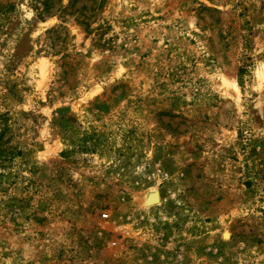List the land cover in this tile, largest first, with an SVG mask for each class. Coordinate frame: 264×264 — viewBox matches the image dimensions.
<instances>
[{
	"label": "rangeland",
	"instance_id": "obj_1",
	"mask_svg": "<svg viewBox=\"0 0 264 264\" xmlns=\"http://www.w3.org/2000/svg\"><path fill=\"white\" fill-rule=\"evenodd\" d=\"M0 264H264V0H0Z\"/></svg>",
	"mask_w": 264,
	"mask_h": 264
}]
</instances>
